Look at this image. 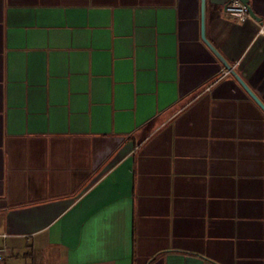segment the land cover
I'll use <instances>...</instances> for the list:
<instances>
[{"label":"crops","instance_id":"1","mask_svg":"<svg viewBox=\"0 0 264 264\" xmlns=\"http://www.w3.org/2000/svg\"><path fill=\"white\" fill-rule=\"evenodd\" d=\"M218 1L0 0V264H264V110L224 68L264 104V0Z\"/></svg>","mask_w":264,"mask_h":264},{"label":"water","instance_id":"2","mask_svg":"<svg viewBox=\"0 0 264 264\" xmlns=\"http://www.w3.org/2000/svg\"><path fill=\"white\" fill-rule=\"evenodd\" d=\"M230 0H219L216 2L218 5L225 6ZM247 8L250 16L257 21H261V19L253 12L249 5V0H240ZM203 30V28H202ZM202 38L206 44H208L207 40L204 36V31L202 34ZM224 68L229 72L230 75L234 76L235 79L240 83V85L244 88V90L249 94V96L254 100V102L262 109L264 110V104L259 100V98L248 88V86L243 82V80L236 74L234 68L229 65L228 63H224Z\"/></svg>","mask_w":264,"mask_h":264},{"label":"built area","instance_id":"3","mask_svg":"<svg viewBox=\"0 0 264 264\" xmlns=\"http://www.w3.org/2000/svg\"><path fill=\"white\" fill-rule=\"evenodd\" d=\"M225 14L235 20L238 21H245V20H252L253 18L250 16L246 6L240 0H230L224 6ZM226 74L229 72L226 70ZM4 249H0V262L3 261L4 258Z\"/></svg>","mask_w":264,"mask_h":264}]
</instances>
